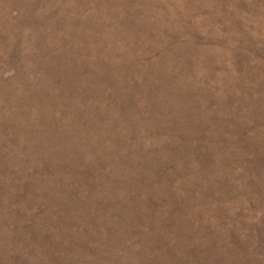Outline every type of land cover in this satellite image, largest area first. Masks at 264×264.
Wrapping results in <instances>:
<instances>
[{"label": "rangeland", "instance_id": "374dc122", "mask_svg": "<svg viewBox=\"0 0 264 264\" xmlns=\"http://www.w3.org/2000/svg\"><path fill=\"white\" fill-rule=\"evenodd\" d=\"M0 264H264V0H0Z\"/></svg>", "mask_w": 264, "mask_h": 264}]
</instances>
